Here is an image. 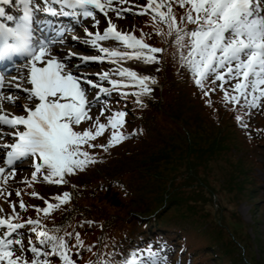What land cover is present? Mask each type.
<instances>
[{"label": "snow or ice", "instance_id": "1", "mask_svg": "<svg viewBox=\"0 0 264 264\" xmlns=\"http://www.w3.org/2000/svg\"><path fill=\"white\" fill-rule=\"evenodd\" d=\"M12 2L0 0V5H11ZM20 3L22 14L18 17L0 6V65L6 70L18 58L26 61L27 74L22 82L30 87L22 90L26 93L24 98L33 106L17 105L25 115L7 113L3 102L7 100L14 104L15 101L13 95L3 91L12 85L6 84L5 76L0 74V139L13 138L10 143H0V195L11 196L7 185L15 179L17 168L23 171L25 164L34 169L31 178L22 181L28 187L37 182L62 186L68 183L67 177L99 162L86 148L100 147L107 152L131 138L132 134L123 131L128 116L126 111H114L106 117L107 123L100 122L99 116L110 111L109 102L101 101V95L110 97L117 92L124 99L132 95L143 107L142 98L152 94L151 85L158 81L135 70L118 67L98 73V80L94 82L85 74L82 65L89 62L122 64L132 59L145 65L159 64L158 54L164 49L146 43L147 34L142 33L138 38L134 33L118 31L117 25L108 17L109 12H114L117 19H123L125 12L150 15L153 27L164 24L167 33L157 27L156 34L172 40L182 66L205 96L210 98L216 91V88L206 87L210 81L219 87L224 101L229 104L250 109L264 106V0H147L146 6L137 12L132 11L136 6L131 5L130 0H38L35 5L33 0H20ZM125 4L129 7H123ZM174 5L184 9L179 20ZM92 9L103 14L107 27L103 33L85 30L87 38L83 44L100 55L79 56L80 63H75V53H64L61 57L60 50L54 52L55 45L64 43L66 29L44 20L39 15L41 11L44 16L71 17L77 10H82L80 14L94 21L93 27L99 29L100 21ZM187 25L195 27L189 29ZM106 41L118 42L130 51L105 47L101 42ZM113 76L120 79H113ZM101 82H107L110 87H104ZM225 85H231V90ZM130 87L135 90L125 91ZM93 89L98 92L93 94ZM98 103H103L104 107L93 119L91 112ZM237 119L247 128L241 118ZM87 121H91V125L78 131ZM5 128L12 131L6 132ZM109 129L111 135L106 145L93 143ZM30 195L44 199L37 192ZM16 196L22 197V193L17 191ZM70 201L71 194L67 191L44 199L45 207L33 206L38 218L27 220L16 211L15 203L7 201L12 212L7 216L0 215V264H53L52 258H58L61 264H76L72 248L84 247L80 234L60 235V228L49 229L45 224V220ZM19 208L28 211L22 199ZM2 211L0 209V213ZM25 228L37 237L36 241L28 238L27 249L25 233L19 231ZM69 239L77 243L70 245ZM17 251L21 255H17ZM25 251L32 254L31 260L26 258ZM125 264L165 262L149 249L146 258L137 259L133 255L130 259L125 258Z\"/></svg>", "mask_w": 264, "mask_h": 264}, {"label": "trees", "instance_id": "2", "mask_svg": "<svg viewBox=\"0 0 264 264\" xmlns=\"http://www.w3.org/2000/svg\"><path fill=\"white\" fill-rule=\"evenodd\" d=\"M178 58V51L173 42L168 44L164 58L166 67L164 66L160 74V81L164 86L163 93L145 102L147 105L140 115L129 118L128 125L133 129L140 124L142 133L139 134L138 130L137 134L117 149L118 151L112 152V156L110 153L106 154L109 157L104 163L83 174L71 177L72 183L75 184V197L67 209L66 216L62 218L58 214L54 218V223L62 225L61 229L65 228L64 231L79 233L80 236L82 232L87 237L86 240L81 236L84 250L90 253L85 257L86 260L95 259L100 238L107 243L125 239L131 232L130 226L133 229L142 223L148 225L153 231L167 232L168 236L170 232L166 227L182 226L174 236H170L179 243L182 251H185V248L190 250L188 247V245L191 246L190 242L197 241L198 235L191 234L188 227H183L185 222L174 219L179 223L173 224L162 219L173 203L185 204L183 191L176 184V179L169 183L166 165L163 162L169 165L176 162L183 163L186 170L187 180L185 181L194 179V175H198V171L202 168L206 169L212 160H218L220 154L230 151L231 147L228 145L231 139L228 144L227 140L226 142L222 140L223 142L219 141L205 148L188 143L189 146L182 152L177 151V144L174 146L167 141L177 133L178 137L185 133L196 132L210 137L212 134L207 133H210L213 128L225 129L230 125L238 132L239 126L233 115V109L221 110L216 96L211 106L206 104L202 97L200 101L196 100L198 95L189 86L185 77L177 74L173 61ZM204 107L208 108L209 112ZM138 108L141 106L138 105ZM246 137L250 143L264 144V135L260 132ZM244 157L249 159L245 151ZM249 161L251 162L250 159ZM161 164L164 165L162 170ZM165 180H168L167 185ZM152 181L159 182L158 188L152 185ZM192 183L190 182L189 185ZM168 185L171 187L168 188ZM256 186L259 187L258 194L262 199L264 187L259 185V180ZM106 206L112 209L114 215H107ZM188 217L189 215L184 214L181 219ZM98 220H100L99 223ZM87 241L91 243L88 244ZM69 243L75 245L77 242L69 239ZM104 247L102 246L101 249ZM83 248L78 249L79 255L75 259L80 257L81 261L84 258ZM89 248L91 250H88ZM222 254L221 250L220 255ZM105 258L107 259L105 264H115L118 260V256L114 254H109Z\"/></svg>", "mask_w": 264, "mask_h": 264}, {"label": "rangeland", "instance_id": "3", "mask_svg": "<svg viewBox=\"0 0 264 264\" xmlns=\"http://www.w3.org/2000/svg\"><path fill=\"white\" fill-rule=\"evenodd\" d=\"M146 4L147 0H139V3L135 5L136 7L132 11L137 12L141 7L146 6ZM137 20L138 15H134L132 12H125L123 19H117L114 14V23L117 25V29L122 32L132 33L134 26L139 21ZM86 23L94 28V21L91 19H87ZM103 28H105L104 23ZM103 43L114 48H120L122 51H130L124 49L122 45L115 41H106ZM70 45V39H68L63 50L72 48ZM124 64L136 68L142 75L152 77L159 72L157 69L160 65V63L145 65L142 61L135 59L124 62ZM101 69L99 67L93 70L102 73ZM107 71H111L110 68H107ZM112 78H116V76ZM102 83L104 86L107 85L106 82ZM152 93L155 94V90ZM11 106V108H15L13 105ZM103 107V103H98L92 109L91 115L93 119L99 115V110ZM262 107L257 109L249 108L250 113L246 108H241V119L244 124L249 125L248 128H245L241 124L240 128L243 129L244 133L240 130L236 132L228 125L229 127L225 129L213 128L210 130V133L206 132L209 135L212 134L210 137L207 135L203 136L199 132L185 133L178 137L177 133L167 141V143H173V145L177 144V151L182 152L189 146L188 143H192L199 148H205L222 140H227L228 144L231 139V143L228 145L231 147L230 151L220 154L218 160H212L206 169L202 168L198 171V175H194V179L185 181L187 179L183 163L176 162L173 165H169L163 162L166 165L169 183H172L176 179V184L183 191L185 204L173 203L170 206L173 209L170 210L169 208L168 213L162 219L173 224L179 223L174 219L181 220L185 222L183 224L184 228L188 227L191 234L198 235L197 241L190 242L191 246L189 245L190 250L188 256H193L195 264H264V197L260 199L258 194L259 187L256 186L259 180V185L264 187V144L261 142L250 143L246 137L247 133H252V127L254 128L258 125L257 121L260 117L256 116L261 113ZM204 109L209 112L208 108L204 107ZM87 122L90 125L92 123L91 121ZM262 125L264 126V123ZM244 151L251 162L249 159H245ZM227 154L230 156L227 157ZM163 164L160 166L161 170L164 168ZM23 167V171L19 168L17 169L18 180L14 182L15 190L13 194L0 200V209H3L0 215L7 216L11 214L12 208L7 201L16 204V211L20 215L24 212L19 208V203L22 198L17 197L16 192L21 189L23 180L31 178L32 169H29L27 165ZM152 182V185L158 188L159 182ZM190 182L193 183L189 185ZM38 183H40L41 188L45 189L46 192L58 191L59 194L63 193L58 185H48L43 182ZM165 184H168V180H165ZM167 187L170 188L171 185ZM91 206L93 208V205ZM105 211L109 216L114 215L112 209L108 207ZM184 214L189 215V217L181 219ZM144 215L145 212L143 213V217ZM97 222L99 223L100 220ZM180 227L182 228V226ZM180 227H166L170 232L169 236H174ZM129 229L131 231L129 233L131 237L134 236V233L138 232V235L143 234L146 235V238H150L152 233L149 230L150 227L146 229L139 224L133 229L130 226ZM24 230L21 229L19 231L24 232ZM80 233L82 238L87 240V237L82 232ZM87 243L90 244L91 242L87 241ZM158 244L160 245L151 244L148 247H137L132 255H136L137 259H143L146 258L147 251L151 249L158 254V258L165 262V264H191V258H188L187 262H182L180 258L175 257L177 252L175 243L167 242L164 239ZM221 250L223 251L222 255H220ZM16 254L21 255L19 251ZM24 255L28 260L33 258L30 252L25 251Z\"/></svg>", "mask_w": 264, "mask_h": 264}]
</instances>
